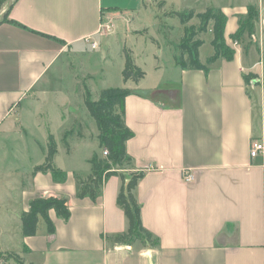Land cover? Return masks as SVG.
<instances>
[{"label": "crops", "instance_id": "crops-1", "mask_svg": "<svg viewBox=\"0 0 264 264\" xmlns=\"http://www.w3.org/2000/svg\"><path fill=\"white\" fill-rule=\"evenodd\" d=\"M157 1L174 11L170 0ZM207 2L204 10L225 16L231 59L219 57L202 71L181 69L171 58V90L129 83L124 121L133 133L126 142L132 165L120 171L122 178H108L96 201L76 197V178L90 172L87 161L104 155L96 128L93 136L76 135L80 122L70 107L75 92L47 86L70 77L65 57L82 55V45L91 48L86 38L109 36L98 34L104 20L114 24V18L138 15L145 11L143 0L13 2L0 24V142L13 146L0 153V242L6 236L0 253L15 252L24 264H264V151L249 157L251 140L264 145V27L262 35L255 23L263 19V26L264 0ZM197 3L183 10L198 14ZM250 16L258 32L254 49L245 47L242 34L232 38ZM201 47L198 58L205 64L213 54L202 59ZM250 74L256 78L248 83ZM49 135L63 181L33 173L44 163ZM140 171L133 195L142 226L158 241L154 248L110 240L127 230L116 199L129 173ZM184 171L193 182H184ZM48 197L67 199L68 219L50 211L54 233L42 221L35 236L22 237L21 213L31 200Z\"/></svg>", "mask_w": 264, "mask_h": 264}, {"label": "trees", "instance_id": "trees-1", "mask_svg": "<svg viewBox=\"0 0 264 264\" xmlns=\"http://www.w3.org/2000/svg\"><path fill=\"white\" fill-rule=\"evenodd\" d=\"M4 1L0 0V14L6 7L2 8ZM160 5L162 6L163 3ZM6 17L7 15L3 22ZM166 17H176L180 25L184 26L183 38L178 45L180 54L173 58L176 66L181 69L207 71L208 67L219 57L231 59L232 51L226 46L224 41L226 19L219 9L208 8L205 12L198 14H195L194 11H188L187 13L171 11ZM194 18L198 19V24L186 26ZM250 19L251 16L246 21H250ZM208 26H211L212 40L210 45L214 52L205 64H201L198 58V50L204 42L196 37L205 34ZM242 33V27L240 26L238 33L232 38L237 39ZM123 55L124 65L121 73L123 84L139 83L145 76L144 72L133 63L128 49L124 48ZM254 78L256 76L250 74L245 77V80L249 83L248 79L252 80ZM84 93L83 105L94 122L97 131L98 148L102 153L106 154L102 157L93 154L87 161L90 166V172L85 179L76 178L78 187L76 197L79 199L89 198L91 201H96L101 187L108 178L112 176L122 178L123 175L120 171L124 170L123 167L125 166V169H127V167L132 165V158L126 151V142L133 137V133L127 128L124 121V101L130 91L127 88L103 89L96 101H92L89 91ZM56 152V141L52 135H49L45 148L44 163L36 166L33 173H50L56 180L63 181L66 177L64 172L56 169L53 164ZM142 176L143 172L141 171L130 172L128 179L123 182L118 193L116 203L123 210L128 226L126 232L110 237L113 244L130 246L138 243L144 247L151 248L158 245L157 239L142 226L140 205L133 195V191ZM50 211H54L58 218L67 220L70 215L67 199L65 197H48L31 200L28 210L23 211L20 215L21 236L24 238L35 236L40 219L45 223L48 233H54V226L49 218ZM8 261L15 264H24L21 256L15 252L0 253V262Z\"/></svg>", "mask_w": 264, "mask_h": 264}, {"label": "rangeland", "instance_id": "rangeland-1", "mask_svg": "<svg viewBox=\"0 0 264 264\" xmlns=\"http://www.w3.org/2000/svg\"><path fill=\"white\" fill-rule=\"evenodd\" d=\"M193 1L170 0L174 7L173 10L180 13H187L189 11L188 8L183 9L190 5L193 7ZM197 2L195 4L197 9L195 10L200 13L205 12V7L211 5L207 0H197ZM159 3L160 1L157 0H143L142 9H145V11L142 10L138 15L132 17L121 16L114 18L116 19L114 24L108 23V25L112 26L111 32L103 34L109 35L107 37L96 38L98 49H91L82 45L79 47V50L83 51L82 55L71 56L70 58L65 57L68 61H66L64 71L67 74L69 73L70 77L66 75L63 81L54 79L50 82L51 85L47 87L52 89L68 88L70 91L75 92L70 107L76 113L77 121L80 122V125L74 127L76 135L89 136L95 133L94 131L92 132L93 127H95L94 122L83 105L85 91H89L92 101L98 99V95L103 89L127 88L130 91L131 85L129 83V85L123 84L121 76L124 65V48L130 51L133 63L144 72L145 76L140 82L139 89L159 85L161 86L159 91L162 92L176 87L174 84L167 82L172 75L168 71V69L170 70L169 61L172 58V62H174V56H179L180 54L178 45L183 38L184 26L180 25L176 17H166L172 11V8L166 4L161 6ZM6 4L7 0L3 2L2 8ZM180 9L183 11H180ZM262 20L257 19L255 23H257V30L263 35ZM107 21L104 20L103 22L106 23ZM240 21L243 32L241 35L242 43L248 49L249 46H253L251 44L252 36H255L258 32L254 29V23L246 21V19ZM192 24H198V19L194 18L186 26ZM209 33H211L210 26H208L205 34L196 37L204 40V44L200 49L202 59L213 54L210 46L211 34ZM257 59L259 60V58ZM262 62L263 67L264 58ZM256 71L260 72L259 68H256ZM55 78L58 77L56 76ZM53 117L54 115H52ZM53 131L57 138V130ZM62 133L64 134V132ZM86 136L83 137L85 141L89 139ZM12 147L11 142L1 141L0 153H11ZM99 156L102 157L101 155ZM123 168L125 169L126 167L124 166ZM2 213L3 210H0V216ZM39 222L42 223V220L40 219ZM5 237H1L0 245L6 242ZM10 264L15 263L12 262Z\"/></svg>", "mask_w": 264, "mask_h": 264}, {"label": "built area", "instance_id": "built-area-1", "mask_svg": "<svg viewBox=\"0 0 264 264\" xmlns=\"http://www.w3.org/2000/svg\"><path fill=\"white\" fill-rule=\"evenodd\" d=\"M111 28L112 26L110 24L108 25L107 23H103L100 26V30L98 31V34L103 35V34H106L107 32H111ZM85 43L89 44L92 49H96L98 47L97 42L92 37L86 38ZM263 151H264V145L260 140H251L250 146H249V157L250 158L252 159L256 158L258 155L263 153ZM182 178L185 183H191L194 180L193 175L188 171H184L182 173Z\"/></svg>", "mask_w": 264, "mask_h": 264}, {"label": "water", "instance_id": "water-1", "mask_svg": "<svg viewBox=\"0 0 264 264\" xmlns=\"http://www.w3.org/2000/svg\"><path fill=\"white\" fill-rule=\"evenodd\" d=\"M14 1L15 0H7L6 7L0 14V24L3 22L5 16L7 15L8 11L10 10V8H11V6H12ZM263 27H264V22H263Z\"/></svg>", "mask_w": 264, "mask_h": 264}]
</instances>
